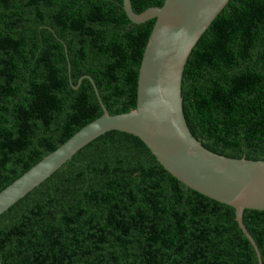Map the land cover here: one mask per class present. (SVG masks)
<instances>
[{
	"label": "trees",
	"instance_id": "1",
	"mask_svg": "<svg viewBox=\"0 0 264 264\" xmlns=\"http://www.w3.org/2000/svg\"><path fill=\"white\" fill-rule=\"evenodd\" d=\"M164 0H130L140 13ZM155 19L122 0H0V188L103 113L134 110ZM193 133L264 158V0H228L184 65ZM242 221L264 264V211ZM0 264H255L234 208L123 132L91 141L0 216Z\"/></svg>",
	"mask_w": 264,
	"mask_h": 264
},
{
	"label": "water",
	"instance_id": "2",
	"mask_svg": "<svg viewBox=\"0 0 264 264\" xmlns=\"http://www.w3.org/2000/svg\"><path fill=\"white\" fill-rule=\"evenodd\" d=\"M228 0H164L136 13L130 0L122 7L133 23L155 19L137 78L134 110L110 114L90 75L102 115L89 121L26 172L0 188V216L47 180L98 137L123 132L152 153L187 187L234 208L255 264H263L256 242L245 228V209L264 211V158L220 152L197 137L184 111L181 81L184 65L199 38Z\"/></svg>",
	"mask_w": 264,
	"mask_h": 264
},
{
	"label": "rangeland",
	"instance_id": "3",
	"mask_svg": "<svg viewBox=\"0 0 264 264\" xmlns=\"http://www.w3.org/2000/svg\"><path fill=\"white\" fill-rule=\"evenodd\" d=\"M246 210V209H245ZM257 245V244H256ZM258 247V246H257Z\"/></svg>",
	"mask_w": 264,
	"mask_h": 264
}]
</instances>
